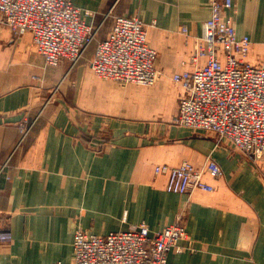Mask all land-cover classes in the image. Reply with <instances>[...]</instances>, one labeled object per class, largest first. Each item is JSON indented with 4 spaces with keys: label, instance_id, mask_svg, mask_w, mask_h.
<instances>
[{
    "label": "crops",
    "instance_id": "1",
    "mask_svg": "<svg viewBox=\"0 0 264 264\" xmlns=\"http://www.w3.org/2000/svg\"><path fill=\"white\" fill-rule=\"evenodd\" d=\"M72 1L97 31L96 47L116 15L141 18L160 74L151 86L122 84L94 72L96 49L76 64L48 66L30 34L9 41L0 60V231L13 240L0 244V264L69 262L78 229L106 235L146 223L156 232L186 208L181 243L192 249L171 251L169 264H264V179L256 171L264 158L176 121L187 92L173 76L195 68L210 0ZM228 14L253 40L249 61H261L264 0H233ZM209 157L223 169L205 175L212 192H170L168 175L156 173L186 160L202 168Z\"/></svg>",
    "mask_w": 264,
    "mask_h": 264
},
{
    "label": "built area",
    "instance_id": "2",
    "mask_svg": "<svg viewBox=\"0 0 264 264\" xmlns=\"http://www.w3.org/2000/svg\"><path fill=\"white\" fill-rule=\"evenodd\" d=\"M210 4L211 16L193 54L195 68L173 76L187 92L176 121L212 134L218 145L231 144L256 161L264 156V57L249 61L253 40L238 34L228 14L233 0ZM0 14L16 33H31L36 52L48 66H58L64 58L76 64L97 39L94 26L72 0H0ZM114 19L111 35L97 44L92 69L122 84L153 85L160 74L155 65L158 51L149 44L145 22L133 15ZM156 173L168 175V191L190 196L195 190L214 191L205 175L218 178L223 169L209 157L202 168L186 160L178 166L158 165ZM187 236L181 218L156 232L146 223L106 235L78 229L72 260L55 264H169V253L181 250ZM12 240L11 232L0 231V244Z\"/></svg>",
    "mask_w": 264,
    "mask_h": 264
},
{
    "label": "rangeland",
    "instance_id": "3",
    "mask_svg": "<svg viewBox=\"0 0 264 264\" xmlns=\"http://www.w3.org/2000/svg\"><path fill=\"white\" fill-rule=\"evenodd\" d=\"M25 34H30V32H26ZM24 35V34H23ZM22 35L16 33L15 31H13L11 28H9L7 25L4 24V22L1 20V14H0V60H5V56L8 55L7 52H9L8 50H6V48L8 46H10L11 43H9L10 40H12L13 42H16ZM33 43V42H31ZM96 49V40L88 47L87 50H93L95 52ZM87 52V51H86ZM86 53H84L85 55ZM32 77H34V80H39L40 82L43 81L42 76L39 75H32ZM43 87V86H42ZM56 88H60V85L56 86ZM56 92H58L56 89H52L51 90V94H55ZM264 156L259 159V160H263ZM260 169L258 168V170L256 169L257 173L259 174V177L264 179V160L262 161V163L259 164ZM260 170V171H259ZM187 209L182 210V212L180 213L181 216L180 218L183 220L184 217H187ZM257 229V228H256ZM188 233V232H187ZM182 242V241H181ZM180 248L181 250H175L177 252H184L187 250V246L183 245L182 243H180ZM188 249H192V248H188Z\"/></svg>",
    "mask_w": 264,
    "mask_h": 264
}]
</instances>
